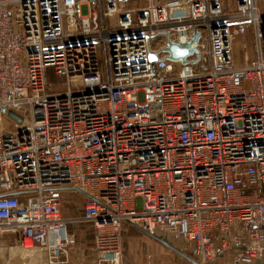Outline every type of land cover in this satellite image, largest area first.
<instances>
[{
	"label": "built area",
	"instance_id": "obj_1",
	"mask_svg": "<svg viewBox=\"0 0 264 264\" xmlns=\"http://www.w3.org/2000/svg\"><path fill=\"white\" fill-rule=\"evenodd\" d=\"M128 2L0 0V264L8 235L53 263L79 221L95 225L96 264H119L124 223L182 240L208 264L243 222L233 261L264 262L257 1L230 13L219 0ZM234 22L253 27L254 57L240 67ZM169 43L196 51L168 59ZM48 68L63 90L47 92ZM64 187L87 194L77 217L62 214Z\"/></svg>",
	"mask_w": 264,
	"mask_h": 264
},
{
	"label": "crops",
	"instance_id": "obj_2",
	"mask_svg": "<svg viewBox=\"0 0 264 264\" xmlns=\"http://www.w3.org/2000/svg\"><path fill=\"white\" fill-rule=\"evenodd\" d=\"M220 1L222 2L223 0ZM230 3L231 1H228L227 5H229ZM71 194L74 195L75 193L73 192ZM79 194L85 196L80 192ZM83 198L82 200L84 202L85 199ZM75 203L76 202L74 201L70 209L72 211L77 210V216H79L82 213L83 204L77 207V204ZM75 216L76 215H67L64 217L72 218ZM73 235L74 234L70 233V237H72ZM213 237L216 245H220L221 239L217 231L214 232ZM233 237L234 240L229 243V247L224 250L223 255L221 257L211 260L209 264H243L235 263L232 259V256L233 254L240 252V248L237 246L241 245L242 243H245L248 240L247 225L243 222H239L234 225ZM121 240V264H194L193 259L188 255L187 244L182 240H175L160 233L145 232L128 223H124L122 227ZM178 256L184 258L186 262L180 261L178 259ZM96 261L97 253L95 251L94 246H82L81 244H72L69 247V250H66L65 259L62 261V263L96 264ZM249 264H264V262L262 260H254Z\"/></svg>",
	"mask_w": 264,
	"mask_h": 264
},
{
	"label": "rangeland",
	"instance_id": "obj_3",
	"mask_svg": "<svg viewBox=\"0 0 264 264\" xmlns=\"http://www.w3.org/2000/svg\"><path fill=\"white\" fill-rule=\"evenodd\" d=\"M150 0H129L127 3V7H142L146 5ZM156 3H163L170 0H152ZM220 1V0H219ZM231 1L229 5L227 2ZM259 6V9L264 16V0H256ZM222 5L225 8V13H230L231 10L235 9L236 0H223ZM231 29L234 34V44H233V55L234 63L240 67L246 62L245 55L248 53V58L251 59L254 57L253 54V27L251 24L246 22H234L231 25ZM47 92H54L58 90H63L62 81L63 78L56 76L53 74V69H47ZM6 127H9V124L6 123ZM62 191V214L63 216L67 215H76L77 217V210L72 211L70 207L72 206L73 202L75 201L77 207L81 204L84 205L85 201L83 202L82 198L86 200L85 196L79 194V192L75 191L70 187H64L61 189ZM75 193L72 195L71 193ZM82 197V198H81ZM78 198V199H77ZM78 202V203H77ZM70 209V210H69ZM124 225V224H123ZM122 225V227H123ZM127 225V224H125ZM67 230L69 233L74 234L72 237L69 238V242L65 247L66 250H69V247L73 244H81L82 246H94V237L96 233L95 225L92 222L86 221H79V222H72L68 223ZM121 236H122V229H121ZM169 237V236H168ZM171 238V237H169ZM187 244V243H186ZM2 264H48L47 258L44 256L45 253L43 252L44 249L35 246L29 249H24L20 245H18L12 236L8 235L5 236L2 241ZM188 248V244H187ZM59 252V251H57ZM121 254H122V240H121V252L119 258V264H121ZM46 258V259H45ZM65 259V255L58 256V258L54 259V262L51 264H63L62 261ZM180 261L186 262L184 258L178 256ZM211 261L208 262V264Z\"/></svg>",
	"mask_w": 264,
	"mask_h": 264
},
{
	"label": "water",
	"instance_id": "obj_4",
	"mask_svg": "<svg viewBox=\"0 0 264 264\" xmlns=\"http://www.w3.org/2000/svg\"><path fill=\"white\" fill-rule=\"evenodd\" d=\"M197 37H198V33H196L194 35V40H196ZM165 51H167L169 53V55L167 57L168 59L181 60L183 63H185L186 62L185 58L187 56L193 54L196 51V49L191 46V43H188L186 45L169 43L167 45V47L165 48ZM150 59L152 61H155L156 55L154 53H152L150 55ZM9 114L13 117H16V115H14L12 112H9ZM16 118L19 119L18 117H16ZM74 189L87 196V194L82 189H80L78 187H74ZM105 257L109 258V257H111V254L107 253V254H105Z\"/></svg>",
	"mask_w": 264,
	"mask_h": 264
},
{
	"label": "bare ground",
	"instance_id": "obj_5",
	"mask_svg": "<svg viewBox=\"0 0 264 264\" xmlns=\"http://www.w3.org/2000/svg\"><path fill=\"white\" fill-rule=\"evenodd\" d=\"M31 246V243L30 242H26L25 243V247H30ZM22 248H24V246H21ZM24 249H29V248H24Z\"/></svg>",
	"mask_w": 264,
	"mask_h": 264
}]
</instances>
